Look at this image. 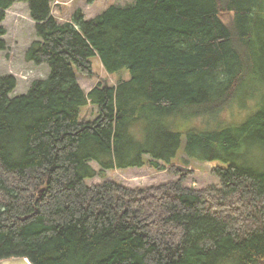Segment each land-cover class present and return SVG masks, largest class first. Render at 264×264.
Here are the masks:
<instances>
[{"label":"trees","instance_id":"obj_1","mask_svg":"<svg viewBox=\"0 0 264 264\" xmlns=\"http://www.w3.org/2000/svg\"><path fill=\"white\" fill-rule=\"evenodd\" d=\"M20 2L39 39L26 58L51 74L14 99L16 79L0 80V261L264 264V162L251 158L264 150V37L253 28L264 0H134L66 22L51 0H0V51L6 13ZM94 58L130 80L86 94L78 74L93 76ZM248 88L260 95L247 118L204 124ZM88 103L98 108L93 122L81 118ZM182 118L189 128L179 129ZM180 152L227 164L213 170L219 184L186 187L189 171L173 165ZM91 162L170 167L180 179L89 185L100 174Z\"/></svg>","mask_w":264,"mask_h":264},{"label":"rangeland","instance_id":"obj_2","mask_svg":"<svg viewBox=\"0 0 264 264\" xmlns=\"http://www.w3.org/2000/svg\"><path fill=\"white\" fill-rule=\"evenodd\" d=\"M134 5V0H51L52 15L61 22L69 21L72 15L79 9L83 11L87 19H92L95 16L103 13L110 6L126 7ZM233 15L227 14L222 16L225 23L232 22ZM35 22L30 16V10L27 3H17L13 5L6 13V19L3 23L7 30L5 37L1 38L6 43V50L0 51V80L3 77H14L17 81V86L10 94V98L14 99L25 95L31 85L38 80L47 79L51 70L47 64L37 65L34 62H29L26 58L30 47L38 42L36 35ZM257 34L264 37V18L257 27H253ZM264 46V44H262ZM93 76L78 74V82L81 88L89 94L99 84H107L117 86L124 80H130L128 71L119 74L111 75L106 72L99 58L92 60ZM247 99L234 103L218 116L205 118L204 124L211 129H216L221 125L222 121L226 124L241 122L251 113L250 107H256V100L260 92L248 88ZM221 116V117H219ZM81 118L93 122L98 118V108L91 103H88L82 109ZM191 120L182 118L177 126L183 130L191 126ZM196 123V121H193ZM198 124L202 119L197 121ZM197 124V123H196ZM199 126V125H197ZM137 130L138 126L133 127ZM133 134H138L137 131H132ZM141 140L145 141L146 136H142ZM243 151L246 153V147ZM253 161L256 165L264 162V150L258 148L254 152ZM146 159H149L147 157ZM98 173L95 178L87 180L89 185L104 183L106 181H116L127 187H149L153 185L166 184L177 181L180 175L170 172L169 168L155 169L149 166L142 168L114 169L102 171L101 167L96 162L90 164ZM163 165V164H162ZM173 165L184 168L189 171L190 175L184 181V185L188 188L203 189L208 186L218 185L219 180L213 174L215 167H227V164L218 161L199 162L189 158L183 152L174 159ZM264 170V168L262 169Z\"/></svg>","mask_w":264,"mask_h":264},{"label":"water","instance_id":"obj_3","mask_svg":"<svg viewBox=\"0 0 264 264\" xmlns=\"http://www.w3.org/2000/svg\"><path fill=\"white\" fill-rule=\"evenodd\" d=\"M0 264H31V263L28 259L15 258V259L0 261Z\"/></svg>","mask_w":264,"mask_h":264}]
</instances>
